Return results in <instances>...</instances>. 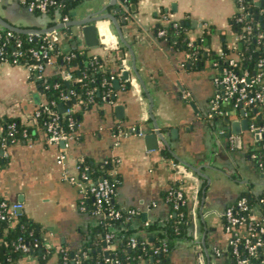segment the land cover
<instances>
[{"label":"crops","instance_id":"obj_1","mask_svg":"<svg viewBox=\"0 0 264 264\" xmlns=\"http://www.w3.org/2000/svg\"><path fill=\"white\" fill-rule=\"evenodd\" d=\"M114 1L78 0L74 4L71 0L68 14L72 19L104 6L107 12L113 10L132 46L140 76L134 69L131 49L110 19L101 21L99 42L94 47L88 48L81 35L78 47L102 55L119 69L115 79L120 84L117 87L114 83L110 100L86 106L77 136L66 148L67 166L79 175V159L84 156L93 162L116 158L114 172L121 180L113 201L122 210H136L131 221L133 228L171 215L160 193L171 182L180 181L188 202L189 238L177 241L164 264H229L232 254L225 209L244 191L264 192V174L257 170L250 154L257 131L250 120L249 128L243 124L244 118L249 119V110L244 106L243 115V107L233 105L229 98L223 102L228 112L223 119L214 120L208 115L211 99L223 88L214 55L222 53L225 45L236 46L231 17L238 11V4L236 0H138L126 22H122L120 0ZM0 15L20 26L44 27L51 21L41 13L30 12L21 0H0ZM163 18H188L202 23L197 27L190 24L187 34L194 41L205 29L210 31L209 42L203 44V57L192 60L186 45L173 46L158 38L155 26ZM71 38L63 39L65 48L72 47ZM124 70L129 74H124ZM55 71L56 67L48 66L46 74ZM147 92L154 100L153 114L169 141L168 147L161 140L156 149H149L145 143V132L155 129ZM44 101L39 83L30 77L24 64L0 63V118L18 116L33 124V112ZM118 105L122 110H117ZM255 110L256 115L262 114ZM231 120L236 122L234 127ZM232 128L239 133L232 132ZM119 129L123 133L116 136ZM64 146L45 141V131L38 127L33 143L16 141L3 148L0 199L22 202V211L38 223L45 242L56 250L65 246L80 251L101 217L90 206L93 196L62 178L57 155ZM165 147L170 154L166 158L162 152ZM87 196H91L92 203ZM255 213H260L259 205L255 206ZM115 248V242L100 246L102 253ZM151 258L142 264H160ZM57 260L56 252L49 263ZM260 260L264 264V251ZM27 261L39 264L34 257Z\"/></svg>","mask_w":264,"mask_h":264},{"label":"trees","instance_id":"obj_2","mask_svg":"<svg viewBox=\"0 0 264 264\" xmlns=\"http://www.w3.org/2000/svg\"><path fill=\"white\" fill-rule=\"evenodd\" d=\"M70 1L71 0L63 1V12L68 13ZM72 1L74 4L78 2V0ZM122 1H125V5L123 6L121 3ZM137 2L138 0H120V11L123 16H129L135 9ZM236 2L238 3V0H236ZM243 3L245 5L244 10L237 11L231 17V25L237 37L236 46L230 47L229 45H225L223 52L217 53L214 56L216 58L215 61L217 60L219 62L221 69L228 63L230 58L234 57L238 62L239 70L248 69L251 74H255L259 71L257 63L260 60L264 61V26H262L264 20L261 19H264V5H257L255 0H244ZM242 13L246 14L243 16L242 20H239L238 17ZM187 21H189L188 18H163L156 24L155 33L158 36V31L164 29L165 34L158 38L161 40L165 39L173 46L186 45L189 55L192 54L194 50H198V58H202L204 54L203 44L209 42L211 33L205 29L202 35L194 40V46H189L188 41L190 39L187 32L190 29V24H188ZM55 23L54 21H50L49 26ZM210 29L214 28L210 27ZM2 30L8 31L9 29L2 27ZM60 31L64 34V38L67 36L70 39L65 29H60ZM17 35L25 38L21 47L24 53L18 58L19 63L23 64L26 60H28V62H33L34 59L29 49L37 45L42 36L39 35L37 38H34L33 41H29L27 40V34L20 33ZM63 39L59 45L60 53L57 59L58 67L56 71L53 74H45L47 83L50 84V87L45 88L43 80H38V83L41 91L44 93L46 103L48 102V104H50V101L54 99L57 102L56 108L58 109H60V103H64L66 106H75L71 115H73L76 120V127L74 128L76 131L73 132V129L69 127L70 114L64 113V111L61 112V123L69 133H74L75 136H77L78 123L86 106L90 107L95 102L103 101V96L107 93H109L110 97L112 91H114V79L120 70H117L114 65L107 62L106 58L102 55L91 53L88 48H65ZM11 42H13V40L10 41L9 46ZM67 54L70 55V57H67ZM9 62L13 63V58L10 56ZM67 72L72 74L71 78L66 77ZM56 84L58 85L56 86ZM260 85H264V77ZM71 89L75 91L72 97L70 99L62 98L61 94L69 93ZM90 93H92L95 98L94 102H90L88 105L84 103L76 105V102L81 98L89 102ZM231 103L240 106L235 98H231ZM42 105L43 104L40 103L37 107L42 108ZM246 108L249 110L248 115L251 125L254 124L255 127H262L264 133V100L256 104L246 105ZM255 109L261 110L262 114L256 115ZM225 116L226 114H215L213 119H223ZM45 117L46 113L43 112L34 120L33 124L24 122L18 116L6 115L1 117L0 151L13 142L26 140V137L23 135L25 129L28 130L31 136H36L37 128L43 129L42 123ZM3 142L7 145L4 146ZM162 152L165 158L170 156L167 147H165ZM250 154L257 170L263 173L264 136L255 140ZM116 165L117 163L112 160V158L100 162H93L87 156L79 159L80 172L87 167V172L91 180H97L102 177H108L110 179L114 177L120 178V175L116 171L113 173ZM242 196H246L249 204L248 215L253 216L255 221L260 223L255 228L256 237L264 238V233L260 232V226H264V201H262L264 192L255 194L252 191H244L239 195L237 200ZM160 198L169 205L171 215L161 220L149 221L141 227L133 228L131 226L134 214H130L127 210H123V216L118 219L110 220L100 218V224L94 228L83 244L82 250H85L87 253V256L83 258L84 261L92 264H97L99 261H101L102 264H110V261L106 260L104 252L102 253L100 246L104 244L105 234L107 232H113L115 234L113 242L116 243V248L111 251V254L113 258L120 261V264H142L144 260L151 256H154L158 263L164 264L177 241L189 238L188 227L190 225V218L186 193L180 181L177 180L167 185L161 191ZM86 199H88L89 204L92 203L91 196H87ZM1 200L3 199H0V201ZM177 201L179 207L175 208L174 205ZM256 205H259L260 213H255ZM90 206L94 207V201L93 205ZM1 211L2 208L0 207V264H28L27 262L29 261H27V259L30 257L36 258L39 264H51L49 260L56 252L58 254V260L55 264L75 263L74 261L78 251H72L65 246H60L58 250L53 246H47L42 230L38 228V223L23 211L13 212L4 210L5 217H1ZM242 228L246 229L245 226ZM132 237H136L138 240V244L135 246L131 245L130 240ZM20 238H22L25 244L29 245V250H24L18 246ZM35 239H37L39 243L37 246L35 245ZM156 249L159 250L158 253L155 252ZM263 249L264 245L258 250V256L252 258V264H261L260 259L264 251ZM65 252L68 255V260L66 263H63ZM241 252L245 254L243 248Z\"/></svg>","mask_w":264,"mask_h":264},{"label":"built area","instance_id":"obj_3","mask_svg":"<svg viewBox=\"0 0 264 264\" xmlns=\"http://www.w3.org/2000/svg\"><path fill=\"white\" fill-rule=\"evenodd\" d=\"M22 3L27 7L30 12H39L54 22H64L70 20L68 13L62 11L63 1L65 0H21ZM244 0H238V11H243L245 5ZM122 6L125 5V1H122ZM246 13H242L238 19L242 20ZM12 30L4 31L0 27V63L9 62V56L13 58L14 64L19 63L18 58L23 55L24 51L21 48L25 38L18 36ZM165 34L164 29L158 31V37ZM29 41H33L41 35L40 42L32 46L29 51L31 53L33 62H28L26 60L23 63L30 72V77L38 82V80H43L45 83V88H49L50 84L47 83L45 77L46 69L48 66L58 67L57 59L60 53V43L64 38V34L60 29L52 30L42 34H27ZM13 40V42L10 41ZM188 45L193 47L194 41L189 40ZM198 50H194L190 54L192 60H197ZM67 57L70 55L67 54ZM11 63V62H10ZM215 64L219 66V62L216 60ZM259 71L255 74H251L248 69L239 70L238 62L236 58L232 57L229 59L228 63L221 69L220 66V83L222 84V90L218 91L214 97L211 99L210 111L208 113L209 117L213 118L215 114H227V110L223 106V102L227 99L235 98L237 102L242 103L244 106L256 104L264 100V85H260L264 77V61L260 60L258 63ZM72 74L67 72L66 77L71 78ZM58 84H56L57 86ZM74 89H71L69 93H62V98L70 99L72 94H74ZM110 100L109 93L103 96V100ZM95 98L92 93H90L89 102L84 99H79L76 105L85 104L88 105L90 102H94ZM41 102L42 108L37 107L33 112V119L36 120L43 112L46 113V117L43 120L42 128L45 131V141L50 144L59 145L64 142L65 146L61 147L57 155V162L62 166V178L76 184L81 192L84 194H91L94 200V211L100 214L102 219H118L123 216V210L117 207L114 203V197L117 193L120 178H108L102 177L97 180H91L87 172V167L79 173V175L74 174L70 171L67 166V160L69 158L67 146L70 145L72 138L76 137L74 133H69L66 128L61 123V111L56 108V100L52 99L50 104L48 102ZM237 106V104H236ZM74 105H67L64 113L69 115V127L74 129L76 127V120L71 115L74 111ZM11 126V125H10ZM253 129L257 131V137L261 138L264 136L262 127H255L254 124L251 125ZM135 128L132 127V130ZM123 129H119L116 132V136L120 135ZM125 130L124 132H126ZM77 134V133H76ZM23 135L29 143H33L34 136H31L27 129L24 130ZM3 145L7 144L3 142ZM116 163L118 160L112 158ZM107 162V160H106ZM262 172L264 174V164L262 167ZM113 173H115L113 171ZM181 196V194H180ZM264 201V198L262 199ZM82 208H85L84 201L81 202ZM0 207L2 208L1 217H5L4 210H9L13 212H19L23 207V203L19 201H8L3 199L0 201ZM175 208L179 207L178 201L174 205ZM249 204L247 202L246 196L240 197L233 205L228 206L224 212L225 228L230 233L229 239V249L231 250L233 257L229 264H252V258L258 256V250L262 245H264L263 237H256V226L260 223L255 221L253 216L248 215ZM130 214H135L136 210L133 208L128 211ZM245 226L246 229L242 227ZM246 230V232H245ZM260 232L264 233V226H260ZM115 234L113 232H107L105 234V240L108 243H112ZM131 245L135 246L138 244L136 237H132ZM144 243V242H143ZM38 240L35 239V245L37 246ZM47 246H51L48 242H45ZM19 247L24 250H29V245L25 244L22 238H20ZM245 251V254L241 252V249ZM59 249V248H58ZM156 253L159 252L158 249L155 250ZM87 256L85 250H80L76 253V259L74 264H92L85 262L83 258ZM68 260V255L65 252L63 263ZM106 260L110 261V264H120L118 259L112 256L106 257ZM97 264H102L99 261Z\"/></svg>","mask_w":264,"mask_h":264},{"label":"water","instance_id":"obj_4","mask_svg":"<svg viewBox=\"0 0 264 264\" xmlns=\"http://www.w3.org/2000/svg\"><path fill=\"white\" fill-rule=\"evenodd\" d=\"M116 1L117 0H115L113 3H115ZM255 2L259 6L264 5V0H255ZM106 8L107 7L104 6L103 8H100L97 10H92V11L86 13L85 15H83L81 17H75V18H72L68 21L57 22L53 25L44 26V27L16 25V24L10 22L8 19H6L4 16L0 15V27L7 28V29L12 30L16 33H24V34H42V33L52 31V30L65 29L67 31V34L70 37H72V39H73L72 43H71L72 48L78 47V45L80 43L81 35L85 38L87 47L92 48L95 45H97L99 42L98 33H99V25L101 24V21L104 19H110L113 22V24L115 25V27L117 28L123 42H125L129 46V48L131 49V52L133 55V66H134V69L136 70V72L139 74L137 64H136V56L134 54L132 46L125 39L120 20L115 15L113 10H110L109 12H107ZM118 10H120V5L118 6ZM126 19H127V17L123 16L121 18V21L126 22ZM261 19L264 20L263 18H261ZM187 23L191 24L193 27H197L198 25L199 26L202 25V23L197 22L195 19L189 20V21H187ZM262 26H264V22H262ZM123 73L128 75L129 71L124 70ZM139 76H140V74H139ZM114 83H116L117 87H119L120 80L118 78H116V79H114ZM147 93H148L149 98L151 100L150 112H151V116L154 120L155 129L153 131H150V132H145V134H144L145 143L149 149H156V148H158V142L161 140L168 147L170 145L169 141L164 136V134L162 133V131L158 125V122L156 121V117L153 114L154 100H153L152 96L150 95V92H147ZM113 97H115V96H113ZM240 106L243 107L242 108V114L244 115L245 114L244 105L242 103H240ZM59 108L61 111H65L66 105L64 103H60ZM116 108L119 111L122 110V106H120V105L116 106ZM229 121H230V118L227 117L225 119V122L228 123ZM235 123L236 122L231 120V124L233 127L235 126ZM243 124H244L246 129L249 128V119L244 118ZM139 131H140V129H139ZM231 131L232 132L235 131L236 133H239V131H237L235 128H232ZM60 144H64V142H61ZM180 160L183 163L188 164V162H186L185 160H182V159H180ZM189 165H191V167H193L194 169L197 170V168L195 166H193L192 164L189 163ZM19 211H22V209H20ZM104 246H107L106 240H104ZM104 256L110 257V256H112V254L109 250H104ZM151 259H154V256H152Z\"/></svg>","mask_w":264,"mask_h":264}]
</instances>
